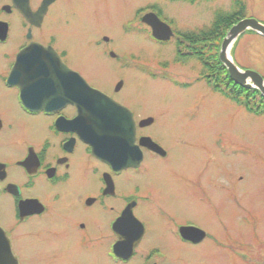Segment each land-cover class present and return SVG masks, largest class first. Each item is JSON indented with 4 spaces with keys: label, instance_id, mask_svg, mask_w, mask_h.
Returning a JSON list of instances; mask_svg holds the SVG:
<instances>
[{
    "label": "flooded vegetation",
    "instance_id": "af4514ba",
    "mask_svg": "<svg viewBox=\"0 0 264 264\" xmlns=\"http://www.w3.org/2000/svg\"><path fill=\"white\" fill-rule=\"evenodd\" d=\"M85 1L0 0V227L9 240L13 255L18 264H77L75 260L62 262V259L73 257L75 250L88 253L94 247L102 246L105 258L112 264H130L139 256L141 261L138 264H172L165 262L167 257L163 251L148 246L150 228L139 218V211L151 201L149 203L154 204L162 215L164 240L177 239L183 245L181 248L191 249L187 253L216 250L223 256L221 261L216 257V264H223V253L231 249L233 243H226L222 232L214 230L213 223L203 226L193 218L176 219L158 205L155 190L143 187L146 158H152L154 162H165L170 158L166 146L146 133L155 125V117L147 115L141 118L143 113L105 93L132 112L137 145L141 138L148 137L166 153L162 156L141 147L143 161L138 168L113 170L109 163L94 156L91 146L78 134L74 125L79 117L78 105L73 97L72 101L69 96L64 98L65 93H74L76 89L73 88V79L64 77L66 72L62 67L55 72L54 64L44 65L42 61L58 58L69 71L79 74L90 87L98 89L91 86L84 76L83 68L76 62L71 48L58 44L59 35L55 29H60L57 22L60 18L66 29L72 28V23L63 18V13L67 11L72 17H79L76 4ZM239 1L246 4L243 0H234L231 12ZM170 2L198 3L197 0ZM159 9L155 5L134 7V20L124 23L122 28L125 33L134 30L144 34L146 39L163 47L171 45L175 59L176 44L181 37L209 28L219 11L214 12L210 25L192 31L191 28L174 29ZM247 10L246 4L241 20L246 19ZM220 11L223 12L222 9ZM148 14L156 15L170 28L172 36L169 40L155 39L151 27L143 22ZM112 43L111 38L99 36L95 47L104 48L105 55L118 59L113 50H109ZM31 46H35L37 51L51 49L56 58L37 53L22 60L19 55ZM190 61L197 62L194 58ZM44 66L52 69L43 71ZM23 89L27 93L28 104L22 101ZM150 117L154 118L151 126L138 127L140 121ZM193 186L199 189L196 196L192 192L194 199L199 203L207 201L203 184ZM130 206L136 220V225L130 226L132 233L138 234V225H142L144 230L132 257L124 258L115 252L118 243L121 252L127 250V245L121 242L117 226L120 225V230L127 228V220L122 218ZM215 223L218 226L221 224L218 221ZM181 228L197 229L203 232V239L185 240L181 236ZM48 237L59 241V249L48 250ZM247 254V257H241L242 262L237 259L238 264H252L255 256L250 248Z\"/></svg>",
    "mask_w": 264,
    "mask_h": 264
},
{
    "label": "rangeland",
    "instance_id": "374dc122",
    "mask_svg": "<svg viewBox=\"0 0 264 264\" xmlns=\"http://www.w3.org/2000/svg\"><path fill=\"white\" fill-rule=\"evenodd\" d=\"M233 1L197 0L191 5L170 0H86L76 4L79 17L63 13L73 25L70 30L61 18L57 21L61 30L55 29L58 44L71 48L91 86L145 114H140L141 118L155 117V125L146 133L166 146L170 158L165 162L146 158L143 187L157 192L158 205L176 219L193 218L203 226L213 223L224 241L233 243L223 253V264H238L237 259L242 262L249 248L255 256L252 264H264V115L250 113L242 103L214 90L202 78L198 62L176 64L171 45L163 47L144 34L125 33L122 28L134 20V7L155 5L174 29L195 31L210 25L216 10L231 12ZM243 1L248 5L246 19L264 24V0ZM99 36L112 39L109 50L118 59L95 47ZM233 57L238 67L264 77V38L244 35ZM119 82L124 86L116 95ZM193 184H203L207 201L194 199L192 192L196 196L199 189ZM149 202L139 211V218L150 228L148 246L163 251L166 263L216 264V257L222 260V253L216 250L187 253L191 249L181 248L177 239L164 240L162 215ZM46 245L48 250L61 246L51 237ZM72 256L62 262L112 264L102 246L88 253L75 250ZM140 261L139 256L130 264Z\"/></svg>",
    "mask_w": 264,
    "mask_h": 264
},
{
    "label": "water",
    "instance_id": "95a60500",
    "mask_svg": "<svg viewBox=\"0 0 264 264\" xmlns=\"http://www.w3.org/2000/svg\"><path fill=\"white\" fill-rule=\"evenodd\" d=\"M143 22L153 30L155 39L167 41L172 36L170 28L162 23L154 14H148ZM247 32H253L264 38V24L256 19H244L234 25L226 34L219 53V60L229 73L231 80L239 87L247 90H257L264 97V78L255 71L245 70L237 66L232 51L236 43ZM31 46L22 52L19 57L24 59L27 55L47 54L55 56L56 53L49 50H41ZM21 62V60H20ZM54 64V71L65 70V78L73 79L74 93H65L64 98L69 96L70 101L74 98V103L78 105L79 117L74 122L78 134L82 140L89 144L95 157L109 163L113 170L138 168L143 161L144 147L154 153L165 156V152L151 138H141L139 145H136V124L132 113L111 97L90 87L88 83L79 75L67 69L58 58L49 61H42V64ZM24 65V61H23ZM52 68L44 66L43 71H50ZM124 82H119L116 92L121 91ZM22 101L27 102V93L22 91ZM154 119L148 118L139 123L140 128L149 127ZM122 220H127V228L117 231L121 235V242L127 245L126 252L120 251L119 243L115 247V252L120 257L130 258L134 253V248L138 245L143 235V226L138 225V234H133L131 225H136L133 217L132 207L124 213ZM125 225V224H124ZM181 236L186 240L201 241L203 232L193 228H181ZM0 264H18L17 258L13 255L9 240L0 227Z\"/></svg>",
    "mask_w": 264,
    "mask_h": 264
},
{
    "label": "trees",
    "instance_id": "16d2710c",
    "mask_svg": "<svg viewBox=\"0 0 264 264\" xmlns=\"http://www.w3.org/2000/svg\"><path fill=\"white\" fill-rule=\"evenodd\" d=\"M245 12L246 4L239 1L232 12L219 10L206 30L190 36L183 35L176 44L175 63L196 59L203 69L202 78L214 90L234 102L242 103L250 113L260 116L264 115V97L257 90H246L235 85L218 59L226 33L244 17ZM252 35L258 37L256 34Z\"/></svg>",
    "mask_w": 264,
    "mask_h": 264
}]
</instances>
